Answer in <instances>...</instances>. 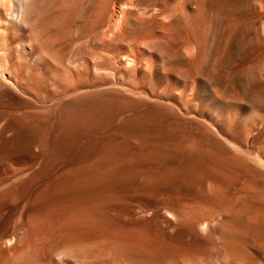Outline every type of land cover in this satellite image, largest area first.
<instances>
[{
	"label": "rangeland",
	"instance_id": "374dc122",
	"mask_svg": "<svg viewBox=\"0 0 264 264\" xmlns=\"http://www.w3.org/2000/svg\"><path fill=\"white\" fill-rule=\"evenodd\" d=\"M22 1L0 31V264H264V0Z\"/></svg>",
	"mask_w": 264,
	"mask_h": 264
},
{
	"label": "bare ground",
	"instance_id": "6f19581e",
	"mask_svg": "<svg viewBox=\"0 0 264 264\" xmlns=\"http://www.w3.org/2000/svg\"><path fill=\"white\" fill-rule=\"evenodd\" d=\"M6 2H7V0H0V31L2 30V33H4L5 35H6L5 31H6V32H10V31H11L10 33H12V30L14 29V28H11L12 30L10 29V31H8V30H9V29H8V28H9V25H8V24L11 23V22H9V20H10V19H14V20H16L15 17L13 18L14 15H13L12 13H11L12 15H10V16H12V18L9 17L10 19L8 20V14H10L9 12H11V11H9V10H12V9H13V10H14V9L16 10V9H17V7H11V6L9 5V0H8V2H7L8 5L6 4ZM11 2H12V1H10V3H11ZM20 2H21V1H20ZM28 2H29V0H28ZM28 2H27V3H28ZM15 3H17V2H15ZM18 3H19V2H18ZM27 3H26V0H24V4L26 5ZM20 4H21V3H20ZM20 4H19V5H20ZM24 4H23V1H22V5H23L22 8H23V9L26 8V7H24ZM6 5L8 6V8H7ZM15 6H17V5L15 4ZM132 6H133V5H132ZM134 6H135V5H134ZM134 6H133V7H134ZM27 7H28V5H27ZM9 8H10V9H9ZM134 8H135V7H134ZM138 8H139V7H138ZM8 9H9V10H8ZM19 9H20V8H19ZM23 9H22V13L20 12L22 15H24V14H23ZM13 10H12V11H13ZM139 10H140V9H139ZM24 12H25V11H24ZM141 12H142V11H141ZM137 13H138V12H137ZM18 14H19V11H18ZM115 15H116V14H115ZM115 15H114V16H115ZM15 16H16V14H15ZM20 16H21V15H20ZM22 18H23V17H21V18L19 17V19H20L21 21L17 20V21H19V23H18V25L16 24L17 26L15 25L16 27H19V25H20L21 22L23 21ZM127 18H128V17H127ZM17 19H18V18H17ZM26 19H27V18H26ZM123 19H124V18H123ZM113 20L115 21V19H113ZM10 21H11V20H10ZM125 21H126V20H125ZM15 22H16V21H15ZM15 22H14V23H15ZM26 22L28 23V21H25V24H26ZM126 22H127V21H126ZM126 22H124V24H125ZM22 23H23V22H22ZM112 23H113V22H112ZM119 23H120V22H119ZM11 24H12V23H11ZM23 24H24V23H23ZM23 24H22V25H23ZM25 24H24V25H25ZM29 24H30V23H29ZM124 24L122 25V27L124 26ZM22 25H20V27L17 28L19 31H20V29L22 28ZM12 26H13V25H12ZM110 26H111V24H110ZM110 26H108V27H110ZM112 26H114V25H112ZM122 27L120 26V28L123 29V30L125 31V30H126V29H125L126 26H125L124 28H122ZM25 28H26V30L28 29V27H25ZM29 28H30V27H29ZM110 29H111V28H110ZM18 30H17V31H18ZM21 30H23V28H22ZM28 30L30 31V29H28ZM28 30H27V31H28ZM111 30H112V29H111ZM111 30H110V31H111ZM3 31H4V32H3ZM19 31H18V32H19ZM24 31H25V30H24ZM31 31H32V30H31ZM31 31H30V33H31ZM118 31H120V30H118ZM18 32H17V34L21 35L20 32H19V33H18ZM0 33H1V32H0ZM13 33H14V31H13ZM30 33H29V34H30ZM107 33H109V32H107ZM119 33H120V32H119ZM121 33H122V32H121ZM4 34H2V37H3V38H1V40L3 39V41H4V39H5V38H4V36H5ZM31 34H32V33H31ZM31 34H30V35H31ZM109 34H110V33H109ZM24 35H25V33H24ZM30 35H29V37L32 39V37H33L32 35H33V34L31 35L32 37H31ZM121 35H122V34H121ZM121 35L119 34L121 40H124V39H122L124 36L122 37ZM6 36H7V35H6ZM14 36H15V35L13 34L12 38H14ZM17 36H18V35H17ZM77 36H78V34H77ZM108 36H109V35H108ZM34 37H35V36H34ZM74 37H75V36H74ZM83 37H84V36H83ZM83 37H82V38H83ZM105 37H106V36H105ZM111 37H112V36H111ZM125 37H126V36H125ZM125 37H124V38H125ZM6 38H7V37H6ZM107 38H108V37H107ZM141 38H142V37H141ZM141 38H140L139 41H141V40L143 39V38H142V39H141ZM31 39H30V40H31ZM34 39H35V38H33V40H34ZM74 39H75V38H74ZM76 39H77V38H76ZM76 39H75V40H76ZM118 39H119V37H117V40L115 41L116 43H118ZM1 40H0V41H1ZM13 40H14V39H13ZM13 40H12V41H13ZM78 40L81 41V42L83 41V43H84V40H83V39H82V40L78 39ZM78 40H77V41H78ZM7 41H8V39H7ZM79 41H78V42H79ZM88 41H89V40H88ZM145 41H146V40H145ZM25 42H26V41H25ZM33 42H35V40H34ZM81 42H80V43H81ZM119 42H120V39H119ZM5 43H6V40H5L4 43H2L3 47H4V46H6V47L8 46V45H6ZM8 43H9V41H8ZM8 43H7V44H8ZM27 43H28V42H27ZM66 43H68V42H66ZM76 43H77V42H76ZM83 43H81V44H83ZM140 43L145 44L144 41H143V42H139V45H138L139 47H140V45H141ZM4 44H5V45H4ZM13 44H14V43H13ZM16 44H17V43H16ZM22 44H24V43H22ZM22 44H21V45H22ZM38 44H39V43H38ZM63 44H64V43H63ZM77 44H78V43H77ZM77 44H76L75 47L78 46ZM85 44H86V43H85ZM85 44H84V45H85ZM101 44H102V43H101ZM113 44H114V42H113ZM122 44H124V43H122ZM125 44L128 45L127 43H125ZM132 44H133V43H130V45H132ZM14 45H15V44H14ZM25 45H26V44H25ZM25 45H24V46L22 45V46H23V47H26ZM59 45H60V44H59ZM67 45H68V44H67ZM147 45H148V43H147ZM0 46H1V43H0ZM19 46H20V45H19V43H18V46H17V47H19ZM87 46H88V44H87ZM128 46H129V45H128ZM128 46H127V47H128ZM134 46H135V45H132V47H130V46H129V47L132 48V49H135V50H136L138 47L136 48V46H135V48H134ZM142 46H143V45H142ZM67 47H68V46H67ZM78 47H80V46H78ZM82 47H83V46L81 45V48H82ZM117 47H119V46H117ZM120 47H121V46H120ZM145 47H146V46H145ZM145 47H144V48H145ZM4 48H5V47H4ZM13 48H14V47H12V45H9L8 50H9V51H14V50H12ZM15 48H16V47H15ZM15 48H14V49H15ZM54 48H55V46H54ZM73 48H74V47H73ZM84 48H85V46H84ZM84 48H83V49H84ZM90 48L93 49L92 46H91ZM109 48H111V47H109ZM114 48H115V47H114ZM16 49H17V48H16ZM19 49H20V48H19ZM27 49H28V51L31 52L32 54L35 53L34 61H35L37 64H43V65H45L46 67H49V68L51 67L50 62H49V61L46 59V57L41 53V51H40L38 48H36V46L34 45V43L30 42V44L27 45ZM86 49H87V48H86ZM88 49H89V48H88ZM122 49H123V47H121V50H122ZM127 49H128V48H127ZM1 50H2V48H1ZM1 50H0V51H1ZM22 50H23V49H22ZM22 50H21V51H22ZM49 50H50V49H49ZM49 50H48V51H49ZM51 50H52V49H51ZM72 50H73V49H72ZM80 50H82V49H79V53H78V51H75V52H77V54H76L75 52H73V53L76 54L77 56H81V57L84 56V57H86L85 53H84V55L82 54L83 52L81 53L82 55H78V54H80ZM107 50H108V49H107ZM110 50H111V49H110ZM115 50H116V49H115ZM119 50H120V48H119ZM119 50H118V51H119ZM3 51H5L4 54L6 55V49H5V50L3 49L2 52H3ZM9 51H8V52H9ZM17 51H18V50H17ZM28 51H27V52H28ZM85 51L87 52V50H85ZM89 51H90V49H89ZM91 51H92V50H91ZM91 51H90V52H91ZM138 51H142V50L139 49ZM143 51H144V49H143ZM143 51H142V52H143ZM8 52H7V53H8ZM27 52H26V53H27ZM107 52H108V51H107ZM119 52H120V51H119ZM121 52H123V51H121ZM142 52H140L141 55H140L139 57L142 56ZM12 53H15V51L12 52ZM18 53H20V52H18ZM18 53H17V55H19ZM69 53H71V51H70ZM69 53H68V54H69ZM87 53H88V52H87ZM116 53H118V52L116 51ZM116 53H111V54L113 55V54H116ZM140 53H139V54H140ZM143 53H145V52H143ZM0 54H1V53H0ZM22 54H23V52H22ZM22 54H20V55H22ZM28 54H29V53H28ZM28 54H27V56H30V55H28ZM52 54H53V53H52ZM74 54H73V56H74ZM107 54H108V53H107ZM109 54H110V51H109ZM123 54H124V53H123ZM126 54H129V53H126ZM132 54H133V53H132ZM5 55H3L2 58H4V59H2V60H5V61H6V58H7V59H9V58H8V56L5 57ZM76 55H75V58L77 57ZM129 55H130V54H129ZM143 55H144V54H143ZM13 56H14V55H13ZM22 56H23V55H22ZM24 56H25V55H24ZM24 56H23V57H24ZM31 56H32V55H31ZM52 56H53V55H51V57H52ZM91 56H92V55H91ZM107 56H108V55H107ZM121 56H123V55L121 54ZM127 56H128V55H127ZM130 56H131V55H130ZM137 56H138V55H137ZM137 56H136V57H137ZM10 57H11V56H10ZM16 57H17V56H16ZM57 57H58V56H57ZM70 57H71V56H70ZM92 57H94V56H92ZM92 57H91V58H92ZM112 57H113V56H112ZM117 57H118V56H117ZM133 57H135V56L132 55V58H133ZM14 58H15V57H14ZM55 58H56V57H55ZM59 58H60V57H59ZM67 58H69V57H67ZM71 58L73 59L74 57H71ZM75 58H74V59H75ZM78 58L80 59V57H78ZM78 58H76V59L79 60ZM91 58H89V59H91ZM120 58H122V57H120ZM123 58H126V57L123 56ZM129 58H130V60H131V57H129ZM15 59H16V58H15ZM17 59H18V58H17ZM32 59H33V58H32ZM82 59H83V58H82ZM84 59H85V58H84ZM84 59H83V60H84ZM136 59H140V58L137 57ZM145 59H146V58H145ZM18 60H19V59H18ZM22 60H23V59H22ZM85 60H86V59H85ZM98 60H99V59H98ZM109 60H110V59H109ZM111 60H112V59H111ZM113 60H114L116 63H119V64H121V65H122V63H123V60H122V59H117L116 57H115ZM133 60H134V59H133ZM133 60H132V61H133ZM9 61H11V60L6 61L7 63H6V62H3V64L6 63L5 65H3V68H4L5 66H6V67L8 66V62H9ZM19 61H20V60H19ZM19 61H18V62H19ZM31 61H32V60H31ZM65 61H66V60H65ZM68 61H69V60H68ZM71 61H72V60H71ZM87 61H88V60H87ZM90 61H91V60H90ZM132 61H131V62H132ZM136 61H137V60H136ZM136 61H135V62H136ZM139 61H141V60H139ZM151 61H152V60H151ZM151 61H150V62H151ZM15 62H16V61H15ZM24 62H25V61H23V63H24ZM61 62H62V61H61ZM63 62H64V60H63ZM97 62H98V61H97ZM102 62H103V61H101V63H102ZM104 62H108V61H105V59H104ZM124 62H126V61H124ZM16 63H17V62H16ZM19 63H21V62H19ZM30 63H31V62H30ZM68 63H69V62H68ZM75 63H78V62L75 61ZM80 63H81V62H80ZM80 63H79V66H80ZM84 63H85V62H84ZM84 63H83V64H84ZM110 63H111V62H110ZM110 63H109V65H111V67L108 66L107 64H106V65H107L108 67H110V69H111L112 67H114L113 64H116V63H114V62H113L112 64H110ZM126 63H127V62H126ZM128 63H130V61H129ZM12 64L14 65L13 62H12ZM69 64H70V63H69ZM73 64H74V63H73ZM96 64H97V63H96ZM96 64H94V61H93V65H92V66H94V65L96 66ZM99 64H100V62H99ZM99 64H98V65H99ZM133 64H134V62H133ZM136 64H139V63L136 62ZM13 65H12V66L9 65V66H10V69H11V67H13ZM16 65H17V64H16ZM67 65H68V64H67ZM74 65H77V64H74ZM85 65H86V64H85ZM106 65H105V66H106ZM127 65H129V64H127ZM131 65H132V64H131ZM134 65H135V64H134ZM0 66H1V63H0ZM25 66H26V65H25ZM30 66H31V65H30ZM30 66L28 65L27 67L29 68ZM39 66H40V65H39ZM95 66H94V67H95ZM99 66H100V65H99ZM123 66H124V64H123ZM6 67H5L4 70H6V69L8 68L7 71H9V67H7V68H6ZM14 67H15V66H14ZM27 67H26V69H25L26 72H27V69H28ZM34 67L36 68L35 65H34ZM54 67H55V66H54ZM57 67H59V66H57ZM116 67H117V66H116ZM119 67H120V65H119ZM127 67H128V66H127ZM0 68L2 69V67H0ZM19 68H20V66H19ZM37 68H38V70H39V67H37ZM75 68L79 71L80 68H82V67H80L79 69H78L77 67H74V70H75V72H76V69H75ZM84 68H87V67L84 66ZM97 68H98V66H97ZM102 68H103V64H102L101 69L99 68L100 70H98V71L100 72V71L102 70ZM105 68H106V67H105ZM29 69H30V68H29ZM29 69H28V71H31L33 68H32L31 70H29ZM61 69H62V68H61ZM68 69H69V68H68ZM71 69H72V68H71ZM71 69H70V70H71ZM107 69H109V68H107ZM114 69H116V68L114 67ZM114 69H113V71H114ZM121 69H122V67H121ZM123 69H124V68H123ZM11 70H12V69H11ZM18 70H19V69H18ZM18 70H17V71H13V72H17V74H18ZM104 70H105V69H104ZM111 70H112V69H111ZM127 70H128V69H127ZM36 71H37V69H36ZM36 71H35V72H36ZM72 71H73V70H72ZM81 71H82V70H81ZM91 71H92V70H91ZM98 71L96 72V73H97V76H99V74L102 73V72H100V73L98 74ZM118 71H120V70L118 69ZM118 71L116 70L117 74H118ZM123 71H124V70H123ZM128 71H129V70H128ZM4 72H5V71H4ZM4 72L2 71V73H0V74L2 75V74H4ZM10 72H11V71H10ZM13 72H11V73H13ZM23 72H24V71H23ZM43 72H44V71H43ZM68 72H69V71H68ZM82 72H84V71H82ZM82 72H80V73H82ZM105 72L107 73L106 70H105ZM105 72H103V73L105 74ZM7 73H8V72H7ZM7 73H6V74H7ZM24 73H25V72H24ZM27 73H28V72H27ZM50 73H51V72H50ZM50 73H49V74H50ZM84 73H85V72H84ZM108 73H109V71H108ZM120 73H121V72H120ZM124 73H125L124 75H126V72H124ZM127 73H128V72H127ZM34 74H35V73H34ZM34 74H33V75H34ZM87 74H88V73H87ZM94 74H95V73H94ZM109 74H110V73H109ZM113 74H116V73L114 72ZM122 74H123V73H122ZM122 74H120V75L122 76ZM43 75H44V74H42V76H43ZM74 75L76 76V74H74ZM90 75H91V72H90ZM90 75H88V76L90 77ZM101 75H102V74H101ZM120 75H119V76H120ZM127 75H129V74H127ZM13 76H14V75H13ZM15 76H16V74H15ZM21 76H22V75H21ZM31 76H32V75H31ZM75 76H74V77H75ZM85 76H86V75H84V77L81 76V78L83 77V79H84ZM97 76H94L93 78H95V77H97ZM116 76H117V75H116ZM119 76H118V77H119ZM137 76H138V75H137ZM144 76H145V75H144ZM5 77H6V76H5ZM99 77H100V76H99ZM101 77H102L101 80H103V79H104V78H103L104 76H101ZM105 77H106V76H105ZM113 77L115 78L114 75H113ZM126 77H127V76H126ZM1 78H3V80L5 79L4 76L1 77ZM9 78H10V77H9ZM11 78H12V77H11ZM20 78L22 79V77H20ZM127 78H128V77H127ZM129 78H130V77H129ZM145 78H146V77H145ZM21 79H20V80H21ZM25 79H26V78H25ZM83 79H81V81H82ZM95 79H98V78H95ZM115 79H116V78H115ZM121 79H123V78H121ZM148 79H149V78H148ZM1 80H2V79H1ZM16 80H17V79H16ZM18 80H19V79H18ZM40 80H41V79H40ZM48 80H49V79H48ZM89 80H90V79H89ZM129 80H130V79H129ZM129 80H128L127 82H128V84H129V86H130L132 82H129ZM31 81H32V80H31ZM75 81H76V80H75ZM75 81H74V82H75ZM83 81H84V80H83ZM106 81H107V80H106ZM115 81H116V80H115ZM123 81H124V83L126 82V80H123ZM130 81H131V80H130ZM7 82H8V81H7ZM16 82H17V81H16ZM49 82H50V81H49ZM84 82H86V81H84ZM102 82H104V81H102ZM102 82H101V83H102ZM108 82H109V80H108ZM108 82H107V83H108ZM31 83H32V82H31ZM33 83H34V82H33ZM67 83H69V81H68ZM67 83H65V84H67ZM90 83H91V81H90ZM107 83H106V85H107ZM109 83H110V82H109ZM109 83H108V84H109ZM6 84H8V83H4V86H5ZM10 84L12 85L13 82L10 83ZM44 84H45V83H44ZM44 84H43V85H44ZM49 84H50V83H49ZM54 84H55V83H54ZM92 84H93V83H92ZM92 84H91V85H92ZM102 84H103V83H102ZM102 84H101V85H102ZM125 84H126V83H125ZM135 84H136V83H134V86H135ZM137 84H140V85L142 86L141 83H137ZM137 84H136V85H137ZM0 85H1V84H0ZM13 85H14V84H13ZM17 85H18L19 87H21V84L18 83V82H17ZM22 85H23V84H22ZM25 85H26V83H25ZM36 85H37V84H36ZM51 85H52V84H51ZM56 85H57V84H56ZM70 85H72V83H71ZM80 85H81V84H80ZM80 85H79V87H80ZM89 85H90V84H89ZM109 85H110V84H109ZM30 86H32V85H30ZM49 86H50V85H49ZM58 86H59V85H58ZM96 86H98V84H96ZM99 86H100V85H99ZM104 86H105V83H104ZM134 86H133V87H134ZM143 86H144V85H143ZM143 86H142V87H143ZM2 87H3V86H2ZM14 87H15V86H14ZM19 87L16 86V88H18V90H19ZM33 87H35V86H33ZM61 87H62V86H59V88H61ZM64 87H66V86H64ZM75 87H77V86H75ZM86 87L88 88V86H86ZM90 87H91V86H90ZM4 88H5V87H4ZM80 88L83 89V86H81ZM135 88H137V87H135ZM135 88H134V89H135ZM138 88H139V87H138ZM24 89H25V88H24ZM31 89H32V88H31ZM31 89H30V87H29V91H30ZM41 89H42V86H41ZM50 89H51V87H50ZM70 89H71V87H69V88L66 89V90H70ZM72 89H73V88H72ZM88 89H89V88H88ZM16 90H17V89H16ZM89 90H91V89H89ZM130 90H132V89H130ZM152 90H153V89H152ZM155 90H156V89H155ZM155 90H154L153 92L151 91V93H152V94H153V93L155 94V92H156ZM20 91H21V90H20ZM39 91H40V90H39ZM54 91H55V90H54ZM60 91H61V90H60ZM62 91H65V90L63 89ZM70 91H72V90H70ZM94 91H95V90H94ZM25 92H26V91H25ZM37 92H38V91H37ZM42 92H43V91H42ZM42 92H41V94H42ZM79 92H80V91H79ZM79 92H78V93H79ZM88 92H89V91H88ZM88 92H87V93H88ZM29 93H30V92H29ZM29 93H28V94H29ZM43 93H44V92H43ZM67 93H68V92H67ZM82 93H83V92H82ZM84 93H85V92H84ZM28 94H27V96H28ZM88 94H89V93H88ZM136 94H137V93H136ZM140 94H141V93H140ZM156 94H157V93H156ZM156 94H155V95H156ZM29 95H32V94H29ZM49 95H50V94H49ZM49 95H47V97H48ZM58 95H59V94H58ZM63 95H64V94H63ZM73 95H74V94H73ZM155 95H152V96L156 97ZM37 96H39V95H37ZM71 96H72V95H71ZM139 96H140V95H139ZM30 97H31V96H30ZM40 97H42V95H40ZM44 97H45V96H44ZM49 97H50V96H49ZM157 97H158V96H157ZM31 98H32V97H31ZM36 98H37V97H36ZM67 98H68V97H67ZM67 98H66V99H67ZM43 99H45V98H43ZM46 99H47V98H46ZM48 99H50V98H48ZM48 99H47V100H48ZM64 99H65V98H64ZM35 100H36V99H35ZM37 100H38V99H37ZM39 100L41 101L40 98H39ZM76 100H77V99H76ZM33 101H34V99H33ZM60 101H61V100H60ZM48 102H49V101H48ZM52 102H53V101H52ZM52 102H51V103H52ZM79 102H80V101H79ZM37 103H38V102H37ZM41 103H43V102L41 101ZM53 103H54V102H53ZM55 103H56V102H55ZM64 103H65V102H64ZM67 103H68V102H67ZM39 104H40V103H39ZM44 105H45V104H44ZM44 105H43V106H44ZM50 105H51V104H50ZM54 105H55V104H54ZM48 109H49V108H48ZM52 109H53V108H52ZM90 110H91V109H86V108L81 109L80 107H78V109H77L74 113H68L67 116H65V122H66L65 124L67 125L68 122L76 123L77 125H78V123H82L83 120L90 118V114H92V112H91ZM34 111H35V110H34ZM21 114H22V113H21ZM42 114H43V113H42ZM42 114H41V115H42ZM41 115H40V116H41ZM11 116H12V115H11ZM38 116H39V115H38ZM100 122H102V121H100ZM102 123H103V122H102ZM76 124H75V125H76ZM71 125H72V124H71ZM75 125H74V127H75ZM78 126H80V125H78ZM61 128H62V127H61ZM77 129H78V127H77ZM97 131H98V130H97ZM62 137H63V136H62ZM58 138H59V137H58ZM64 138H65V137H64ZM71 138H72V137H71ZM59 140H60V139H59ZM63 140H64V139H63ZM57 141H58V140H57ZM60 141H61V140H60ZM66 141H67V140H66ZM76 141H77V140H76ZM71 142H72V141H71ZM41 143H42V142H41ZM55 143H56V141H55ZM58 143H59V142H58ZM66 143H67V142H66ZM75 143H76V142H75ZM72 144H73V143H72ZM76 144H77V143H76ZM32 146H33V145H32ZM54 149H56V148H54ZM35 152H36V151H35ZM42 155H43V154H42ZM25 164H26V163H25ZM97 166H98V165H97ZM24 168H25V166H24ZM13 172H14V171H13ZM0 175H1V174H0ZM2 175H3V174H2ZM1 178H2V177H1ZM10 178H11V177H10ZM3 179H4V178H3ZM6 179L8 180V178H6ZM6 179H5V180H6ZM7 180H6V181H7ZM2 185H3V184H2ZM81 186H82V185H81ZM5 204H6V203H5ZM26 205H27V204H26ZM28 207H29V206H28ZM1 210H2V209H1ZM31 215H32V214H31ZM22 216H23V215H22ZM29 217H30V216H29ZM13 219H14V218H13ZM17 219H18V218H17ZM19 220H20V219H19ZM30 220H31V219H30ZM27 222H29V221H27ZM30 222H31V221H30ZM35 224H36V223H35ZM15 225H16V224H15ZM9 227H10V226H9ZM13 227H14V226H13ZM20 227H21V224H20ZM26 227H29V225L26 226ZM43 227H44V226H43ZM11 228H12V227H11ZM16 228H17V227H16ZM24 228H25V227H24ZM26 229H27V228H26ZM9 230L11 231V229H9ZM5 231H6V230H5ZM15 231H17V229H16ZM24 231H25V229H24ZM8 232H9V231H8ZM8 232H7V233H8ZM13 233H14V232H13ZM18 233H19V232H18ZM17 235H18V234H17ZM31 235H32V234H31ZM20 236H21V235H20ZM22 237H23V236H22ZM38 237H39V236H38ZM22 240H23V239H22ZM32 241H33V240H32ZM13 242H14L13 238H7L5 232H0V253H1V252H6L7 249H8L10 246L13 245ZM34 242H35V241H34ZM34 242H33V243H34ZM43 243H45V242H43ZM21 244H22V243H21ZM28 244H29V243H28ZM34 244H35V243H34ZM16 246H17V245H16ZM20 246H22V245H20ZM29 246H30V245H29ZM33 246H34V245H33ZM18 248H19V247H18ZM18 248H16V249H18ZM21 248H22V247H21ZM12 249H13V248H12ZM14 249H15V248H14ZM29 249H31V248L29 247ZM29 249H28V251H29ZM35 249H37V248L35 247ZM9 251H10V250H9ZM11 251H12V250H11ZM22 251H24V250L22 249ZM7 252H8V251H7ZM13 252H15V251L13 250ZM25 252H26V251H25ZM35 252H36V251H35ZM35 252H34V253H35ZM27 253H28V252H27ZM12 254H13V253H12ZM19 254H20V253H19ZM38 254H39V253H38ZM0 255H1V254H0ZM6 255H7V254H6ZM9 255H10V254H9ZM31 255H32V254H31ZM34 255H35V254H34ZM58 255H60V254H58ZM58 255H57V256H58ZM4 256H5V253H4ZM57 256H56V257H57ZM61 256H62V255H61ZM6 257H7V256H6ZM9 257H10V256H9ZM22 257H23V256H22ZM22 257H21V258H22ZM7 258H8V257H7ZM11 258H12V257H11ZM11 258H10V259H11ZM30 258H31V256H30ZM37 258H38V257H37ZM37 258H36V259H37ZM58 258H59V256H58ZM32 259H33V257H32ZM60 259H61V258H60ZM8 260H9V259H8ZM61 260H62V259H61ZM11 261H12V260H11ZM5 263L8 264L7 261H6ZM51 263H52V262H51ZM20 264H21V263H20ZM53 264H54V263H53Z\"/></svg>",
	"mask_w": 264,
	"mask_h": 264
}]
</instances>
